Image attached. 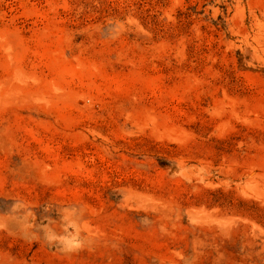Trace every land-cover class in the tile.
<instances>
[{"label": "rangeland", "instance_id": "obj_1", "mask_svg": "<svg viewBox=\"0 0 264 264\" xmlns=\"http://www.w3.org/2000/svg\"><path fill=\"white\" fill-rule=\"evenodd\" d=\"M0 264H264V0H0Z\"/></svg>", "mask_w": 264, "mask_h": 264}]
</instances>
